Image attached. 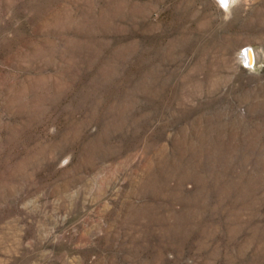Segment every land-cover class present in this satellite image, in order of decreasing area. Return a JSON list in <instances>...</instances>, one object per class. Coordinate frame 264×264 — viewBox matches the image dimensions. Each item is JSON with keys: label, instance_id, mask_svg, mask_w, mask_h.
I'll list each match as a JSON object with an SVG mask.
<instances>
[{"label": "rangeland", "instance_id": "374dc122", "mask_svg": "<svg viewBox=\"0 0 264 264\" xmlns=\"http://www.w3.org/2000/svg\"><path fill=\"white\" fill-rule=\"evenodd\" d=\"M220 1L0 0V264H264V0Z\"/></svg>", "mask_w": 264, "mask_h": 264}, {"label": "bare ground", "instance_id": "6f19581e", "mask_svg": "<svg viewBox=\"0 0 264 264\" xmlns=\"http://www.w3.org/2000/svg\"><path fill=\"white\" fill-rule=\"evenodd\" d=\"M221 2V1H220ZM247 57H248V59L250 60L251 59V57H250V53H247ZM242 60V59H241Z\"/></svg>", "mask_w": 264, "mask_h": 264}, {"label": "snow or ice", "instance_id": "6c2138e0", "mask_svg": "<svg viewBox=\"0 0 264 264\" xmlns=\"http://www.w3.org/2000/svg\"><path fill=\"white\" fill-rule=\"evenodd\" d=\"M221 3H226V0H221Z\"/></svg>", "mask_w": 264, "mask_h": 264}, {"label": "built area", "instance_id": "2783aa9c", "mask_svg": "<svg viewBox=\"0 0 264 264\" xmlns=\"http://www.w3.org/2000/svg\"><path fill=\"white\" fill-rule=\"evenodd\" d=\"M248 53V51H246Z\"/></svg>", "mask_w": 264, "mask_h": 264}]
</instances>
